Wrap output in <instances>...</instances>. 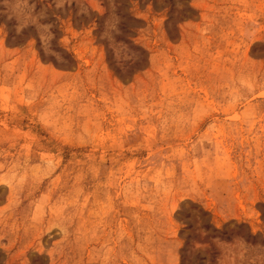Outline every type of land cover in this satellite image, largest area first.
Listing matches in <instances>:
<instances>
[{
  "label": "rangeland",
  "instance_id": "obj_1",
  "mask_svg": "<svg viewBox=\"0 0 264 264\" xmlns=\"http://www.w3.org/2000/svg\"><path fill=\"white\" fill-rule=\"evenodd\" d=\"M0 264H264V0H0Z\"/></svg>",
  "mask_w": 264,
  "mask_h": 264
}]
</instances>
